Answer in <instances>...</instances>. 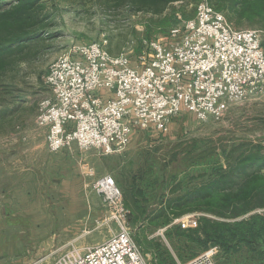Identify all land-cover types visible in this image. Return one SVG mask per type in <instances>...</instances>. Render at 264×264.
<instances>
[{
    "label": "rangeland",
    "instance_id": "rangeland-1",
    "mask_svg": "<svg viewBox=\"0 0 264 264\" xmlns=\"http://www.w3.org/2000/svg\"><path fill=\"white\" fill-rule=\"evenodd\" d=\"M200 1L172 2L153 14L130 11L112 0H46L43 30L1 58L0 264H58L65 255L117 233L118 224L92 189L103 175H111L120 188L130 235L150 264H184L216 246L204 248L177 234L197 228L203 213L170 214L165 226L160 211L212 163L224 161L219 148L249 141L264 145V95L232 103L220 120L204 122L184 111L167 134L136 128L126 151L109 155L76 144L51 153L46 128L37 123L50 95L48 68L70 46L99 43L136 65L149 54L151 43L165 42L174 26L192 18ZM208 1L236 29L264 31L257 20L238 17L218 0ZM12 2L1 0L0 5L7 9ZM191 219L197 226L184 227ZM216 247L214 264H242L233 256L226 259Z\"/></svg>",
    "mask_w": 264,
    "mask_h": 264
},
{
    "label": "built area",
    "instance_id": "built-area-1",
    "mask_svg": "<svg viewBox=\"0 0 264 264\" xmlns=\"http://www.w3.org/2000/svg\"><path fill=\"white\" fill-rule=\"evenodd\" d=\"M264 31L236 29L201 0L192 18L180 21L164 40L133 65L99 43H76L48 68L50 95L37 123L45 127L51 153L76 144L104 155L123 153L136 128L167 134L184 111L200 121L220 120L232 103L264 95ZM92 189L102 197L119 231L58 264H150L127 227L128 210L111 175ZM264 214V210L258 211ZM196 227L197 220L184 227ZM217 247L184 264H214Z\"/></svg>",
    "mask_w": 264,
    "mask_h": 264
},
{
    "label": "trees",
    "instance_id": "trees-1",
    "mask_svg": "<svg viewBox=\"0 0 264 264\" xmlns=\"http://www.w3.org/2000/svg\"><path fill=\"white\" fill-rule=\"evenodd\" d=\"M112 1L128 6L130 11L156 14L180 0ZM218 1L234 10L238 17L257 20L264 26V0ZM12 3L7 9L0 5V60L11 47L37 36L49 14L42 13L46 0H13ZM219 149L222 163H212L205 173L194 178L187 191L163 203L162 223L169 225L170 214L177 217L203 213L197 228L180 231L178 236L204 248L216 245L226 259L233 256L242 264H264V214L253 212L264 209V145L249 141L233 144L229 150ZM155 243L161 251V245Z\"/></svg>",
    "mask_w": 264,
    "mask_h": 264
},
{
    "label": "crops",
    "instance_id": "crops-1",
    "mask_svg": "<svg viewBox=\"0 0 264 264\" xmlns=\"http://www.w3.org/2000/svg\"><path fill=\"white\" fill-rule=\"evenodd\" d=\"M170 127V126H169ZM171 130V129H170ZM134 133V132H133ZM132 136H133V134H132ZM131 136V137H132ZM131 140H132V138H131ZM44 146V145H43ZM63 154V153H62ZM43 170V169H42ZM44 171H45V169H44ZM261 210H264V209H257V210H255V211H253L254 213H258V214H260L258 211H261Z\"/></svg>",
    "mask_w": 264,
    "mask_h": 264
}]
</instances>
